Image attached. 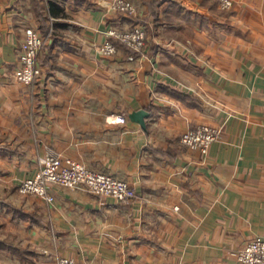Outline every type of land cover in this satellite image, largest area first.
<instances>
[{"label": "crops", "instance_id": "1", "mask_svg": "<svg viewBox=\"0 0 264 264\" xmlns=\"http://www.w3.org/2000/svg\"><path fill=\"white\" fill-rule=\"evenodd\" d=\"M112 1L0 0V264H244L264 236V0ZM135 25L143 50L100 53L110 28ZM27 27L44 39L32 84L15 78ZM203 122L222 129L206 154L181 141ZM49 154L137 196L21 193Z\"/></svg>", "mask_w": 264, "mask_h": 264}, {"label": "built area", "instance_id": "2", "mask_svg": "<svg viewBox=\"0 0 264 264\" xmlns=\"http://www.w3.org/2000/svg\"><path fill=\"white\" fill-rule=\"evenodd\" d=\"M222 8L229 9L234 5L233 0H217ZM113 10L134 14L136 6L131 0H114ZM111 39L101 47L100 53L104 56H113L119 51L116 42H122L135 51H141L146 45V32L143 26L135 25L129 29L112 28L108 31ZM44 44L41 33L34 27L25 29V38L19 52V66L15 71V78L22 83L32 84L41 75L38 63L39 54ZM134 57L132 56L131 59ZM119 122H126L125 115H118ZM220 128L200 124L185 131L181 141L192 150L202 153L208 152L211 144L218 139ZM42 168L34 176L27 178L20 185L21 192L41 197H53L49 194L50 184H61L70 188L89 190L105 196H112L123 203H130L137 196L136 189L127 181L106 174L93 171L85 164L66 158L65 160L49 154L41 158ZM238 259L244 264H264V236L252 238L237 252ZM59 264H79L74 259L63 258Z\"/></svg>", "mask_w": 264, "mask_h": 264}, {"label": "rangeland", "instance_id": "3", "mask_svg": "<svg viewBox=\"0 0 264 264\" xmlns=\"http://www.w3.org/2000/svg\"><path fill=\"white\" fill-rule=\"evenodd\" d=\"M114 1V0H113ZM113 1H112V4H113ZM112 4H111V8H112ZM114 28V27H113ZM112 28H110L108 31H110ZM200 124H208V125H211V126H214V127H217V128H220V127H218V126H215V125H212V124H210V123H206V122H203V123H200ZM200 124H198V125H200ZM198 125H196V126H198ZM193 127H195V126H193ZM190 128H192V127H190ZM190 128H188V129H190ZM187 129V130H188ZM186 130V131H187ZM220 130L222 131V129L220 128ZM185 132V131H184ZM183 132V133H184ZM182 133V134H183ZM220 135H221V132H220ZM220 135H219V137H220ZM182 136V135H181ZM218 137V138H219ZM218 140V139H217ZM216 141V140H215ZM214 141V142H215ZM213 142V143H214ZM212 143V144H213ZM211 144V145H212ZM211 147V146H210ZM191 149V148H190ZM210 149V148H209ZM194 151H196V150H194ZM209 151V150H208ZM199 152V151H198ZM200 153H202V152H200ZM207 153V152H206ZM206 153H202V154H206ZM73 160V159H72ZM78 162V161H77ZM81 163V162H80ZM83 164V163H82ZM88 167V166H87ZM41 168H42V162H41ZM41 168H40V170H41ZM89 169H91V170H93V171H96V170H94V169H92V168H90V167H88ZM39 170V171H40ZM98 172H101V171H98ZM34 177V176H33ZM26 180V179H25ZM24 181V180H23ZM126 181V180H125ZM129 183V182H128ZM22 184V183H21ZM53 185H61V184H54V183H52V184H50V188H49V194L53 197V199L52 200H49V199H47L48 197H41V196H38V195H35V196H38V197H41V198H43V199H45V200H47V201H49V202H52L53 200H54V196H53V194L51 193V188H52V186ZM132 185V184H131ZM61 186H63V185H61ZM133 186V185H132ZM67 187V186H66ZM134 187V186H133ZM135 188V187H134ZM72 189H76V188H72ZM20 192H21V190H20ZM21 193H23V192H21ZM23 194H25V193H23ZM94 195H96V196H99V197H101V198H107V197H112V196H105V195H101V194H97V193H93ZM31 195H34V194H31ZM113 198H115V197H113ZM116 199V201L118 202V203H121V204H123V202H121L120 200H118L117 198H115ZM131 202H133V200L131 201ZM130 202V203H131ZM124 204H129V203H124ZM239 251V250H238ZM63 258H70V259H74V258H71V257H61L59 260H58V262H57V264H59L60 263V261L63 259ZM75 261H77L76 259H74ZM78 262V261H77ZM79 264H82V263H80V262H78Z\"/></svg>", "mask_w": 264, "mask_h": 264}, {"label": "water", "instance_id": "4", "mask_svg": "<svg viewBox=\"0 0 264 264\" xmlns=\"http://www.w3.org/2000/svg\"><path fill=\"white\" fill-rule=\"evenodd\" d=\"M149 112L146 110L136 111L130 114L131 119L138 121L143 127L146 126V118L149 116Z\"/></svg>", "mask_w": 264, "mask_h": 264}]
</instances>
